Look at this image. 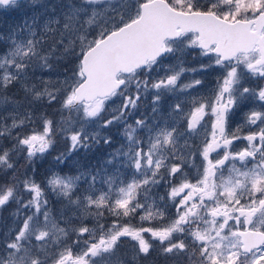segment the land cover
<instances>
[{
	"label": "snow or ice",
	"instance_id": "snow-or-ice-1",
	"mask_svg": "<svg viewBox=\"0 0 264 264\" xmlns=\"http://www.w3.org/2000/svg\"><path fill=\"white\" fill-rule=\"evenodd\" d=\"M25 8L0 37V264H129L125 238L134 261L264 264V0H0ZM210 71L207 95L190 91L202 79L181 83ZM57 105L59 122L44 111ZM120 125L113 147L104 133ZM58 135L67 151L38 182ZM100 145L102 161L75 160Z\"/></svg>",
	"mask_w": 264,
	"mask_h": 264
},
{
	"label": "rangeland",
	"instance_id": "rangeland-1",
	"mask_svg": "<svg viewBox=\"0 0 264 264\" xmlns=\"http://www.w3.org/2000/svg\"><path fill=\"white\" fill-rule=\"evenodd\" d=\"M25 11L30 12V9L25 8L18 12L0 11V37L6 34L10 25L19 23ZM2 47H3V43H0V48ZM176 63H177V60L175 58L170 57L165 61V66L169 64L175 65ZM199 63H200V58H193L192 56L184 57V64L188 68L197 67ZM54 64H55V68H54V71L50 74V77L47 74L44 76L45 79L50 78L51 82L53 83H55L57 79H61V80L63 79L62 73L64 72V65L67 64V61L63 58H60L59 61H54ZM216 75L217 73L213 71H210L209 73L186 72L184 76L181 77V83H187L192 78L202 79L204 83L201 86H199L198 89H191L190 91L194 95H207L210 92V90L215 87ZM175 102H177L176 96L167 97L163 101V108L167 109L169 105ZM58 107L59 106L57 105L56 107H53V108L44 109V111H46L47 114L49 115V118L57 122H59L62 119L58 111ZM114 107L115 105H112L109 108L107 115L111 114ZM140 113H150L149 100L147 99L143 100L139 113H137L136 115H139ZM132 120L133 118H129L128 122L132 123ZM239 121H240V117L238 116L234 119L232 127L234 128L236 123H238ZM122 129H123V126L120 125V126H114L110 130H105L104 134L111 135L113 137V140H114L113 147H120L121 143H123L124 138L120 134L122 132ZM204 134L205 133L201 132L199 137L193 138L196 145L200 144L201 140L203 139ZM191 142L192 141H190V143ZM241 146H243L242 143H241ZM54 149L55 150L52 152V154L48 155L45 160L38 162V164L40 165V167L38 168L37 175H36V179L38 182L42 181L45 178L46 172L50 169L52 165L53 157L55 155H58L61 152L67 151V142L59 135L56 137V144L54 146ZM110 151H112V149L109 148L108 146L100 145L98 148L94 149L90 153H84L83 151H81L79 154H73V155H74L75 160H78L81 163L90 162L91 164L95 165L97 164L98 161H102L107 156V153ZM72 166H73L72 162H67V167H65V165H61L60 167L63 168L64 172H68L69 169L72 168ZM24 171H25L24 168H20L21 174H23ZM81 191H83V189H81ZM158 194L163 195L164 194L163 190H161ZM49 197H50V208H51L52 215L53 217L58 218L61 212L65 211L64 205L60 201H58L57 198H55L54 196H51V194H49ZM113 219L114 217L106 215L103 218V222L106 225H109L111 224ZM132 222L136 225L140 224V221L138 220V218L134 219ZM84 223L87 224L89 227H91L95 224V219L90 217L84 220ZM158 223L160 222H153V224H158ZM11 225H12V219L9 216V213L4 212L0 214V232L7 231V228ZM144 226H149V223L145 221ZM132 243L133 242L128 241L125 238L124 243L121 245V248H123L122 251L124 252L125 250L124 253L127 256L129 264H172L171 261L165 260L163 256L159 255L158 252H155V251L147 258H141L138 261H134L133 260V249L131 247Z\"/></svg>",
	"mask_w": 264,
	"mask_h": 264
},
{
	"label": "trees",
	"instance_id": "trees-1",
	"mask_svg": "<svg viewBox=\"0 0 264 264\" xmlns=\"http://www.w3.org/2000/svg\"><path fill=\"white\" fill-rule=\"evenodd\" d=\"M19 171H20V169H19ZM20 174H21V172H20ZM122 250H123V248H122ZM124 252H125V250H124Z\"/></svg>",
	"mask_w": 264,
	"mask_h": 264
}]
</instances>
